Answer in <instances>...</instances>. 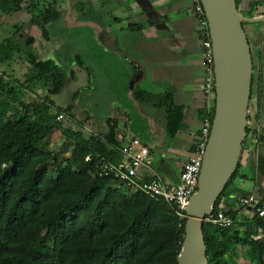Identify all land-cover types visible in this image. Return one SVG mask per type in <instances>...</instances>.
<instances>
[{
	"label": "trees",
	"instance_id": "1",
	"mask_svg": "<svg viewBox=\"0 0 264 264\" xmlns=\"http://www.w3.org/2000/svg\"><path fill=\"white\" fill-rule=\"evenodd\" d=\"M241 2L237 0L242 13ZM31 3L0 0V11L34 12L40 1ZM253 10L251 4L249 15L242 14L251 17ZM37 17L47 37L46 26L59 19L61 12L50 3ZM128 28L139 30L141 26L131 23ZM33 41L31 37L26 43ZM20 52L21 45L13 37L2 40L0 65L18 62ZM76 59L88 69L79 56ZM26 61L29 69L22 82L0 70V264H179L187 216L180 218L167 203L125 181L100 175L107 161L121 160L125 139L118 134L120 122L108 118L106 131L89 137L63 129L56 118L72 108L56 109L51 95L65 86L66 72L53 58L30 53ZM257 67L254 63L251 97L257 91V79L260 83ZM135 94L165 110L167 132L174 138L183 125V106L169 93L156 96L138 90ZM11 105L14 110L9 109ZM215 107L216 90L211 108L200 110L201 120L209 116L213 124ZM59 128L67 140L54 151L50 146ZM256 134L248 122L243 151L247 139ZM256 142L264 143V135ZM66 151L68 155L63 154ZM241 166L240 160L213 211H223L233 224L204 225L209 264H241L240 254L248 260L242 264H264V217L257 210L264 209V196L249 218L240 199L253 193H240L243 189L234 183ZM256 166L264 172L260 156ZM242 177L248 178L246 174Z\"/></svg>",
	"mask_w": 264,
	"mask_h": 264
},
{
	"label": "rangeland",
	"instance_id": "2",
	"mask_svg": "<svg viewBox=\"0 0 264 264\" xmlns=\"http://www.w3.org/2000/svg\"><path fill=\"white\" fill-rule=\"evenodd\" d=\"M38 1L40 5L34 12L25 9L5 14L0 11V42L13 37L21 45L18 62L2 64L0 70L22 82L29 69L26 61L28 54L53 58L66 72L67 79L62 90L51 95V99L56 109L72 108L69 113H64L60 123L63 129L81 132L89 137L93 133L105 132L107 119L113 118L120 122L119 130L124 136L128 133L139 137L145 145L154 147L156 153L168 151L186 157L184 149L179 153V138L168 135L165 110L139 99L135 94L138 90L154 93L152 90L160 87L156 77L134 76L129 67V45L133 43L129 44V17L123 13L129 0H25V5ZM251 1L253 15L245 17L258 18L264 11V0ZM50 3L58 7L61 17L46 26L48 36L45 37L37 22V15ZM255 6L258 8L255 9ZM240 9L244 15H249L241 6ZM246 31L252 41L255 64L260 72L259 75L257 67L260 83L257 79V91L252 97L250 109V125L257 134L249 137L244 144V163L234 183L243 189L240 193L252 192L258 201L264 196V172L260 173L262 171H258L256 166L259 156L264 159V143L256 142L260 134L264 135V20L246 22ZM31 37L34 41L27 44ZM135 53L131 57H142L140 52L135 50ZM77 56L89 70L80 66ZM157 91L158 94L155 92L154 95L160 96V90ZM200 94L206 103L207 98L202 92ZM10 108L14 110L13 105ZM62 128L53 135L50 147L54 151H59L67 140ZM171 144L177 149L173 150ZM158 145L164 146V149L161 150ZM63 154L68 155V151ZM242 174L248 178H243ZM237 194L239 191H235ZM244 211L249 218L255 214V210L248 207ZM238 260L241 264L248 261L243 254Z\"/></svg>",
	"mask_w": 264,
	"mask_h": 264
},
{
	"label": "water",
	"instance_id": "3",
	"mask_svg": "<svg viewBox=\"0 0 264 264\" xmlns=\"http://www.w3.org/2000/svg\"><path fill=\"white\" fill-rule=\"evenodd\" d=\"M208 18L215 58V117L197 191L186 208L185 237L179 264H209L204 219L238 169L249 120L254 63L237 0H201Z\"/></svg>",
	"mask_w": 264,
	"mask_h": 264
},
{
	"label": "crops",
	"instance_id": "4",
	"mask_svg": "<svg viewBox=\"0 0 264 264\" xmlns=\"http://www.w3.org/2000/svg\"><path fill=\"white\" fill-rule=\"evenodd\" d=\"M251 2H241V8L246 13L250 11ZM123 13L129 17L127 26L131 23L141 26L139 30L129 28V44L133 43L132 46L129 45V67L132 68V74L151 79L156 77L160 89L154 88L152 92L158 94L157 90H160V96L169 93L175 103L184 108L183 125L175 137L179 138V153L184 149L187 156L182 157L168 151L156 153L153 151L154 147L149 146L153 163L151 169L142 170L146 178L157 174L168 183H176L183 163L193 151L196 133L202 122L199 113L205 105L199 89V83L201 84L204 78L199 35L201 26L190 0H129V5ZM262 16L264 11L260 17ZM135 50L141 53L140 59L137 56L131 57ZM118 134L125 142L134 137L128 133L124 136L120 130ZM174 144H171V148L176 150ZM158 147L164 149V146ZM243 158L244 154L241 158L242 165Z\"/></svg>",
	"mask_w": 264,
	"mask_h": 264
},
{
	"label": "built area",
	"instance_id": "5",
	"mask_svg": "<svg viewBox=\"0 0 264 264\" xmlns=\"http://www.w3.org/2000/svg\"><path fill=\"white\" fill-rule=\"evenodd\" d=\"M190 1L201 26L199 35L202 47L201 65L204 78L200 84V89L202 94L207 98L205 103L206 108L210 109L216 81L214 49L203 3L201 0ZM63 119V113L59 114L56 118L58 122H61ZM211 127V119L209 116H206L202 121V127L194 142L193 151L190 157L183 163L179 180L176 183H168L157 174H154L150 178H146L143 175L142 170L151 169L153 159L149 147L138 137L125 142L120 148L121 160L118 162L107 161L102 166L100 175L113 176L125 181L128 185L141 190L148 196L164 201L175 210V213L180 218H184L187 216L186 208L189 201L198 189L203 157L206 152ZM240 202L252 210H254L255 203H257L253 195L242 197ZM257 210L260 217H264V209L258 208ZM204 222L205 224H220L225 226L233 224V220L226 216L223 211H219L218 213L213 212L204 219Z\"/></svg>",
	"mask_w": 264,
	"mask_h": 264
},
{
	"label": "flooded vegetation",
	"instance_id": "6",
	"mask_svg": "<svg viewBox=\"0 0 264 264\" xmlns=\"http://www.w3.org/2000/svg\"><path fill=\"white\" fill-rule=\"evenodd\" d=\"M252 53H253V49H252ZM253 63H255V59H254V58H253ZM251 101H252V97H251ZM251 101H250V109H251ZM250 109H249V115H250V118H249V120H248L249 123H250V121H251Z\"/></svg>",
	"mask_w": 264,
	"mask_h": 264
}]
</instances>
